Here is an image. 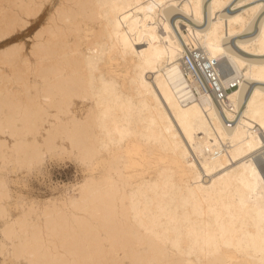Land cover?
I'll return each instance as SVG.
<instances>
[{
  "label": "bare ground",
  "instance_id": "1",
  "mask_svg": "<svg viewBox=\"0 0 264 264\" xmlns=\"http://www.w3.org/2000/svg\"><path fill=\"white\" fill-rule=\"evenodd\" d=\"M1 1L35 31L0 49V168L86 174L14 215L0 175V264H264V0Z\"/></svg>",
  "mask_w": 264,
  "mask_h": 264
},
{
  "label": "rangeland",
  "instance_id": "2",
  "mask_svg": "<svg viewBox=\"0 0 264 264\" xmlns=\"http://www.w3.org/2000/svg\"><path fill=\"white\" fill-rule=\"evenodd\" d=\"M1 3L6 4V1H1ZM229 9H231V7L227 6L226 11L230 12ZM27 19L29 21L27 25L21 29L17 28L16 31L7 38H0V49L12 43L19 44L22 42L19 44L22 46L21 51L28 53L31 45V37L35 29L32 27L34 18L29 17ZM224 68L229 69L228 66H225ZM4 82H6V80L1 79L0 85ZM6 138L10 141L8 136H6ZM11 167L0 168V175H3L4 177L6 176V179L8 178L7 182H9L8 185L10 188V193L13 196L15 195L19 198V201L14 202L15 198L13 197L12 200L7 204L9 213L13 215L19 211L18 203H20L22 200L25 202L30 200L37 201L40 210L46 199L50 197L63 196L67 193L71 194L73 191V186L86 174L84 166L74 156L67 154L47 155L44 157V160L39 165V167L31 169L32 171L27 169L25 171L23 168L12 170ZM1 169L5 170L2 171ZM30 216L35 217L34 213L30 214ZM2 260L3 256L0 255V262ZM27 263L28 262L24 259L11 260L8 256L5 257L4 261V264Z\"/></svg>",
  "mask_w": 264,
  "mask_h": 264
},
{
  "label": "built area",
  "instance_id": "3",
  "mask_svg": "<svg viewBox=\"0 0 264 264\" xmlns=\"http://www.w3.org/2000/svg\"><path fill=\"white\" fill-rule=\"evenodd\" d=\"M188 51L189 54L184 56L186 61L184 68L189 71L193 81L197 83L200 89L207 90L214 100H221L224 93L218 85V78H216L213 71L209 70L207 60H203V57H201L200 60L203 61H199L195 52Z\"/></svg>",
  "mask_w": 264,
  "mask_h": 264
}]
</instances>
